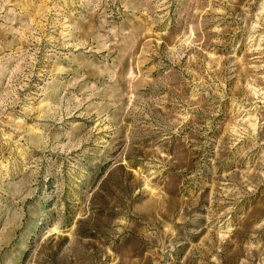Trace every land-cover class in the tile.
Here are the masks:
<instances>
[{
  "label": "rangeland",
  "instance_id": "obj_1",
  "mask_svg": "<svg viewBox=\"0 0 264 264\" xmlns=\"http://www.w3.org/2000/svg\"><path fill=\"white\" fill-rule=\"evenodd\" d=\"M0 264H264V0H0Z\"/></svg>",
  "mask_w": 264,
  "mask_h": 264
}]
</instances>
